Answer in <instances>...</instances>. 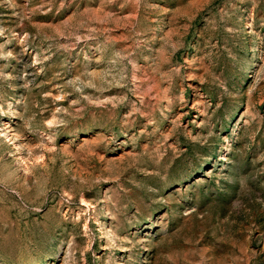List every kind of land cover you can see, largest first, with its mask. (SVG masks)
Here are the masks:
<instances>
[{
    "label": "rangeland",
    "instance_id": "374dc122",
    "mask_svg": "<svg viewBox=\"0 0 264 264\" xmlns=\"http://www.w3.org/2000/svg\"><path fill=\"white\" fill-rule=\"evenodd\" d=\"M0 264H264V0H0Z\"/></svg>",
    "mask_w": 264,
    "mask_h": 264
}]
</instances>
